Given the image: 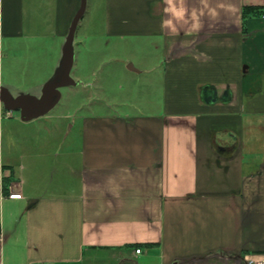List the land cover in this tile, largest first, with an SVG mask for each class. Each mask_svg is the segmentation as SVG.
I'll return each instance as SVG.
<instances>
[{
    "label": "crops",
    "instance_id": "1",
    "mask_svg": "<svg viewBox=\"0 0 264 264\" xmlns=\"http://www.w3.org/2000/svg\"><path fill=\"white\" fill-rule=\"evenodd\" d=\"M185 3L174 33L161 26L166 0H91L108 35L163 42L153 113L79 115L52 122L57 137L38 127L48 98L20 120L0 116V264L264 257V13L244 15L264 0ZM81 6L0 0V39H65Z\"/></svg>",
    "mask_w": 264,
    "mask_h": 264
},
{
    "label": "rangeland",
    "instance_id": "2",
    "mask_svg": "<svg viewBox=\"0 0 264 264\" xmlns=\"http://www.w3.org/2000/svg\"><path fill=\"white\" fill-rule=\"evenodd\" d=\"M103 17L99 8H92L91 0L85 1V12L67 49V55L73 56L70 78L75 83L60 87L53 97L44 88L65 81L67 62L62 50L66 38L53 39L48 34L15 46L0 39V110L10 107L4 101L3 89L11 95V102L17 100L8 117L2 113L1 118L20 120L22 112L33 115L47 97V113L38 119L43 123L38 127L57 137L62 132L59 127L53 129L52 122H63L58 123L60 126L79 115L153 113L159 97L154 89L155 77L164 68L163 42L154 37L108 35ZM128 65L135 71H129ZM31 104H35L32 110H22L23 105ZM48 120L50 123H44Z\"/></svg>",
    "mask_w": 264,
    "mask_h": 264
},
{
    "label": "clouds",
    "instance_id": "3",
    "mask_svg": "<svg viewBox=\"0 0 264 264\" xmlns=\"http://www.w3.org/2000/svg\"><path fill=\"white\" fill-rule=\"evenodd\" d=\"M205 2V7H209L208 4ZM212 13H215V9H209ZM197 9L193 8L190 15L193 20L197 19ZM203 11L202 9L200 10ZM165 12L169 15L167 18L162 20V27H166L170 29L172 32H178L179 28L178 25L181 27L184 23H187V16L188 8L186 6L185 0H166V7ZM197 24H193V27H197Z\"/></svg>",
    "mask_w": 264,
    "mask_h": 264
},
{
    "label": "water",
    "instance_id": "4",
    "mask_svg": "<svg viewBox=\"0 0 264 264\" xmlns=\"http://www.w3.org/2000/svg\"><path fill=\"white\" fill-rule=\"evenodd\" d=\"M84 10H85V0H82L81 10L75 16V18L73 19V21H72V23L70 25V28H69V31H68V34H67V37H66V42H65V45H64L63 50H62L63 51V57H64L65 61L67 62V68H66L65 74H64L65 81H63L61 83L54 84L51 87H45L44 88V91L47 90V91L51 92V96L52 97L55 96L56 94L58 95V91L57 90L60 87L73 84V80H71V78H70V71H71V68H72V65H73V56L67 55V49L71 45L76 25H77L79 19L81 18V16L83 15ZM128 69L135 71L133 66H131V65H128ZM45 98H47V97H45ZM4 101L6 103H10L11 104L10 106H14L16 104V102H17V100H15L14 102H11L9 95L7 96V98H5ZM23 108H25V107H23ZM23 108H22V110H24ZM27 108H29V106Z\"/></svg>",
    "mask_w": 264,
    "mask_h": 264
},
{
    "label": "built area",
    "instance_id": "5",
    "mask_svg": "<svg viewBox=\"0 0 264 264\" xmlns=\"http://www.w3.org/2000/svg\"><path fill=\"white\" fill-rule=\"evenodd\" d=\"M0 103H1V97H0ZM8 114H10V112H8V113L6 112V115H8ZM19 196L20 195L14 194V195H10V198L16 199V198H20ZM0 243H1V236H0ZM135 252L137 254L140 253V249L135 250ZM246 264H264V257L261 258L260 260H247Z\"/></svg>",
    "mask_w": 264,
    "mask_h": 264
},
{
    "label": "trees",
    "instance_id": "6",
    "mask_svg": "<svg viewBox=\"0 0 264 264\" xmlns=\"http://www.w3.org/2000/svg\"><path fill=\"white\" fill-rule=\"evenodd\" d=\"M252 9H255V11L257 12L256 15H260V14H262V12L264 13V8H262V7H257V8L245 7L244 8L245 17L249 15L248 12H250V10H252Z\"/></svg>",
    "mask_w": 264,
    "mask_h": 264
}]
</instances>
